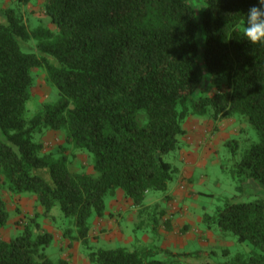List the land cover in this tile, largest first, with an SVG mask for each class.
<instances>
[{"label":"trees","instance_id":"16d2710c","mask_svg":"<svg viewBox=\"0 0 264 264\" xmlns=\"http://www.w3.org/2000/svg\"><path fill=\"white\" fill-rule=\"evenodd\" d=\"M43 1L55 29L29 27L20 10L0 9V188L35 194L45 214L59 206L76 226L75 234L70 227L64 234L87 243L90 219L104 215L108 197L123 192L141 215L148 192L167 189L175 167L164 154L177 148L183 121L210 108L216 118L246 116L256 128L258 140L232 172L264 186V47L243 34L248 9L259 0H205L201 21L189 0ZM203 65L227 78L224 89L196 95ZM35 70L59 95L28 116ZM48 130L63 131L65 142L47 149L41 137ZM71 149L93 153L92 171L70 168ZM9 218L0 192V227ZM216 220L222 231L259 249L234 264H264V197L227 198ZM164 222L170 227V219ZM52 241L51 231L35 234L28 223L14 237L0 238V264H71L47 255ZM160 250L99 248L89 258L177 264L155 257Z\"/></svg>","mask_w":264,"mask_h":264},{"label":"rangeland","instance_id":"374dc122","mask_svg":"<svg viewBox=\"0 0 264 264\" xmlns=\"http://www.w3.org/2000/svg\"><path fill=\"white\" fill-rule=\"evenodd\" d=\"M189 1L201 21L205 0ZM43 5V0L28 4L19 0H0V9L10 6L20 10L29 27L43 26L55 29V25L44 12ZM1 17L3 13L0 11ZM203 39L200 29L198 40L201 48ZM198 59L203 64L202 49ZM203 70L204 77L196 92L197 96L202 93L212 94L219 88L226 87L227 78L224 75L209 74L204 65ZM33 74L28 116L38 111L42 103L55 100L59 95L57 88L45 79V74L41 70H35ZM212 111L210 108L206 115H191L183 121L186 132L180 135L177 148L164 154L165 159L175 167L172 179L168 182L166 190L148 192L145 201L154 200V205L149 204L141 215L139 208L136 207L135 213V208L124 198L123 192L119 191L115 197L106 199V211L103 216L94 214L91 217L89 239L84 243L80 239H71L64 234L68 227L72 228L75 234L76 226L70 217L64 215L59 206L45 214L35 194L28 192L17 196L0 188L10 212L8 222L0 227V238H12L30 223L35 234L44 230L53 233V241L45 249L53 261L71 256L73 259L77 257V264H98L89 258L91 250L118 246L130 249L154 246L161 249L155 257L174 260L177 264H234L237 260L248 259L259 249L249 241L240 242L232 232L222 231L216 215L219 209L224 207L227 198L248 201L264 197V186L258 180L250 178L241 182L232 172L244 151L252 142L258 140L259 134L246 116L237 114L232 118H216L211 115ZM41 138L47 149H55L65 142L64 132L61 130H48ZM72 151L75 154L70 168L73 171H92L93 153L85 149ZM239 184L242 185V189L237 188ZM182 195L184 198L181 202L188 205L191 213L196 215L190 223L193 237L185 234L180 236L181 239L180 237L177 239L176 236L163 232L161 218L157 215L160 209H167L170 196ZM153 211L157 218L149 222L150 218H153L151 216ZM141 221L145 224L138 227ZM203 232L207 239L205 243L200 239ZM145 234L148 235L147 239Z\"/></svg>","mask_w":264,"mask_h":264},{"label":"crops","instance_id":"0c3cea01","mask_svg":"<svg viewBox=\"0 0 264 264\" xmlns=\"http://www.w3.org/2000/svg\"><path fill=\"white\" fill-rule=\"evenodd\" d=\"M202 135V134H201ZM197 136V135H196ZM122 194V193H121ZM124 194V193H123ZM122 194V196H123ZM121 196V195H120ZM125 199L129 200L131 203V206L134 207V211L136 213V207L132 204L131 199L124 197ZM184 195L180 196H170L168 200V207L167 209H160V212L157 216L161 218V229L165 233H170V235L176 236L177 239L180 236H184L185 234L188 237H193L192 232L190 230V223L193 220V216L196 215L195 213H191L192 211L190 210V207L188 205L183 204L181 201L183 200ZM117 199V198H116ZM116 199H114L113 205H115ZM181 203H180V202ZM153 203V204H152ZM147 205H154V200H151L149 202H146ZM154 215V211L152 212L151 216ZM170 219V227L167 226V224L163 221ZM210 233V231H209ZM148 238V235L145 234V239ZM181 239V237H180ZM201 240L207 242V239L205 237V234L203 232L202 237L200 238ZM70 261L71 264H77L76 259H73L70 256Z\"/></svg>","mask_w":264,"mask_h":264},{"label":"clouds","instance_id":"9594fccd","mask_svg":"<svg viewBox=\"0 0 264 264\" xmlns=\"http://www.w3.org/2000/svg\"><path fill=\"white\" fill-rule=\"evenodd\" d=\"M243 34L252 46L264 47V0L248 9Z\"/></svg>","mask_w":264,"mask_h":264}]
</instances>
